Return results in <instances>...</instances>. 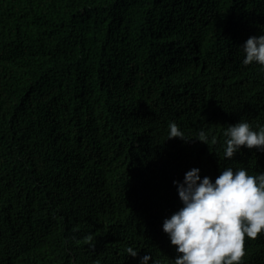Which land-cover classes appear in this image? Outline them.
Returning <instances> with one entry per match:
<instances>
[{"label": "trees", "instance_id": "trees-1", "mask_svg": "<svg viewBox=\"0 0 264 264\" xmlns=\"http://www.w3.org/2000/svg\"><path fill=\"white\" fill-rule=\"evenodd\" d=\"M259 34L264 0L3 2L0 264H170L154 224L182 207L173 181L264 170V150L222 154L229 124H264V69L242 62ZM253 240L242 264H264Z\"/></svg>", "mask_w": 264, "mask_h": 264}, {"label": "clouds", "instance_id": "clouds-1", "mask_svg": "<svg viewBox=\"0 0 264 264\" xmlns=\"http://www.w3.org/2000/svg\"><path fill=\"white\" fill-rule=\"evenodd\" d=\"M242 48L244 65L255 63L264 69V34L250 36ZM223 136L224 158H233L242 146L256 148V153L264 150V124L253 126L240 119L229 124ZM174 137L189 138L171 122L167 139ZM209 137L215 143L203 130L195 138L209 145ZM200 173L199 167H193L183 181H173L182 207L165 206L159 212L161 220L154 224L155 234L179 254L170 264H242L253 239L264 233V170L253 174L244 167H226L214 181ZM154 197L159 200V195ZM125 250L129 256L139 255L132 246ZM139 264L164 262L157 253H144Z\"/></svg>", "mask_w": 264, "mask_h": 264}]
</instances>
